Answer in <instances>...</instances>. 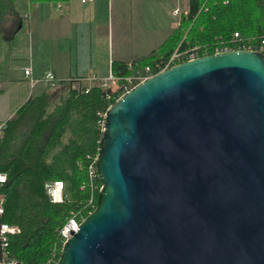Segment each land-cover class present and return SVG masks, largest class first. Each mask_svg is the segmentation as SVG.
I'll list each match as a JSON object with an SVG mask.
<instances>
[{
    "label": "water",
    "instance_id": "95a60500",
    "mask_svg": "<svg viewBox=\"0 0 264 264\" xmlns=\"http://www.w3.org/2000/svg\"><path fill=\"white\" fill-rule=\"evenodd\" d=\"M94 209L55 264H264V53L170 66L108 107Z\"/></svg>",
    "mask_w": 264,
    "mask_h": 264
},
{
    "label": "crops",
    "instance_id": "0c3cea01",
    "mask_svg": "<svg viewBox=\"0 0 264 264\" xmlns=\"http://www.w3.org/2000/svg\"><path fill=\"white\" fill-rule=\"evenodd\" d=\"M177 7L188 9V0H0V118H17L24 103L40 99L44 117L55 121L49 160L58 171L70 166L62 148L84 141L89 128L78 110L59 121L69 84L31 86L24 68L31 66L34 76L52 70L60 79L107 77L114 61L157 49L181 21ZM27 128L24 122L17 127L19 140Z\"/></svg>",
    "mask_w": 264,
    "mask_h": 264
},
{
    "label": "trees",
    "instance_id": "16d2710c",
    "mask_svg": "<svg viewBox=\"0 0 264 264\" xmlns=\"http://www.w3.org/2000/svg\"><path fill=\"white\" fill-rule=\"evenodd\" d=\"M235 31L242 36H254L257 43H261L264 39V0H188L187 13L182 15L179 25L157 49L134 62L153 67L156 61L167 59L178 46L198 45L201 55L213 53L218 40L229 38ZM127 63L114 61L113 72L129 74L132 69ZM109 91L98 85H93L88 92L69 86L70 95L59 121L64 122L70 112L78 110L89 130L84 141H68L62 148L63 158L69 159L71 165L61 171L55 170L49 160L57 141L55 121L51 116L44 117L40 99L27 101L18 110L19 116L7 121L0 138V170L8 176L3 186L5 215L0 220L20 226V232L10 238V244L29 264L42 263L50 248L59 244L58 229L67 221L72 209H81L85 216L88 214L89 192L81 188L87 179L85 155L87 152L98 154L102 134L98 111L108 106ZM21 122L28 128L19 140L17 127ZM50 124L53 129L46 135ZM55 179L66 182L68 196L62 203L51 202L46 193V182ZM98 195H95V204Z\"/></svg>",
    "mask_w": 264,
    "mask_h": 264
},
{
    "label": "built area",
    "instance_id": "2783aa9c",
    "mask_svg": "<svg viewBox=\"0 0 264 264\" xmlns=\"http://www.w3.org/2000/svg\"><path fill=\"white\" fill-rule=\"evenodd\" d=\"M224 2H227V0H224ZM205 9L207 10L208 8L205 7ZM173 13L175 15L181 16L187 13V9L183 10L182 8L177 7L174 9ZM218 41L219 42H217L215 45L214 52L238 48L264 51V39H262L261 43L258 44L256 37L242 36L238 31H235L229 38L221 39ZM200 49L201 48L198 45L189 46L186 48H181L180 46H178L172 51L167 59L156 61L153 67L150 65L139 66L135 64L134 60H130L127 64L128 68L132 69V71L126 75H118L112 71L107 77L103 78L95 75H74L60 79L52 70L45 71L41 76H34L31 66H26L24 68V73L28 77L31 86H34L38 82H42L50 86H55L58 82H66L69 84L71 89L81 92H88L93 85H98L103 89H110L107 95L108 106L106 107V109L98 111V124L101 131H103L105 113L108 107L112 105V102L119 99L125 93L130 91L134 86L148 79L154 74L177 63L200 56ZM7 121L8 120L6 119L0 118V138L3 136ZM85 156L87 159V179L82 184L81 188L87 189L89 192V197L87 199L88 201L86 205L89 207V213L96 206L95 195L96 193H99L103 183L100 180L96 169L97 153L87 152ZM7 181V173L0 170V217L5 214L6 203L5 195L4 193H2L1 189L3 187V184ZM45 185H47V188L45 187V189L51 202H53V197L56 198L55 203H62L67 199L68 195L66 192V182L63 179L51 180L46 182ZM84 217L85 215L83 214L81 209H72L70 211V215L68 216L67 221L62 225L61 228L58 229L60 237L59 244L55 243L50 248L47 257L40 264H55L64 242L72 236L73 232H76L79 229V224ZM72 222H75L76 227H72ZM20 230L21 228L17 224L7 222L0 223V264H29L23 257L19 256L11 248L10 238L13 235L19 233Z\"/></svg>",
    "mask_w": 264,
    "mask_h": 264
},
{
    "label": "bare ground",
    "instance_id": "6f19581e",
    "mask_svg": "<svg viewBox=\"0 0 264 264\" xmlns=\"http://www.w3.org/2000/svg\"><path fill=\"white\" fill-rule=\"evenodd\" d=\"M185 48H186V47H185ZM259 51H260V50H259ZM261 52H263V51H261ZM206 54H209V53H206ZM203 55H204V54H203ZM117 100H118V99H117ZM6 183H7V182H6ZM4 184H5V183H4ZM4 184H3V186H4ZM1 191H2V193H4V192H3V187H2V189H1ZM4 195H5V194H4ZM5 199H6V196H5ZM4 215H5V214H4ZM4 215H3V216H4ZM3 216H1L0 219H2ZM2 222H7V221L0 220V223H2ZM7 223H9V222H7ZM58 258H59V256H58ZM57 260H58V259H57ZM56 262H57V261H56ZM56 262H55V263H56Z\"/></svg>",
    "mask_w": 264,
    "mask_h": 264
},
{
    "label": "clouds",
    "instance_id": "9594fccd",
    "mask_svg": "<svg viewBox=\"0 0 264 264\" xmlns=\"http://www.w3.org/2000/svg\"><path fill=\"white\" fill-rule=\"evenodd\" d=\"M45 187L47 188V185H45ZM55 202H56V198L53 197V203H55ZM72 227L73 228L76 227L75 222H72Z\"/></svg>",
    "mask_w": 264,
    "mask_h": 264
},
{
    "label": "rangeland",
    "instance_id": "374dc122",
    "mask_svg": "<svg viewBox=\"0 0 264 264\" xmlns=\"http://www.w3.org/2000/svg\"><path fill=\"white\" fill-rule=\"evenodd\" d=\"M59 6V5H58ZM182 9H184V8H182ZM203 55V54H202ZM58 84V83H57Z\"/></svg>",
    "mask_w": 264,
    "mask_h": 264
}]
</instances>
